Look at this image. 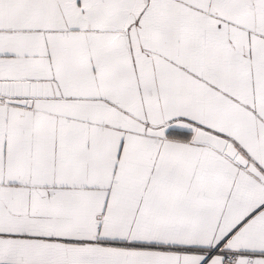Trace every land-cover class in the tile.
<instances>
[{"label":"snow or ice","instance_id":"snow-or-ice-1","mask_svg":"<svg viewBox=\"0 0 264 264\" xmlns=\"http://www.w3.org/2000/svg\"><path fill=\"white\" fill-rule=\"evenodd\" d=\"M0 264H264V0H0Z\"/></svg>","mask_w":264,"mask_h":264}]
</instances>
